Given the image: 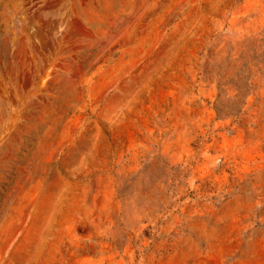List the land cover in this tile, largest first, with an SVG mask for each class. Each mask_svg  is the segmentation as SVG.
Listing matches in <instances>:
<instances>
[{
	"label": "rangeland",
	"instance_id": "1",
	"mask_svg": "<svg viewBox=\"0 0 264 264\" xmlns=\"http://www.w3.org/2000/svg\"><path fill=\"white\" fill-rule=\"evenodd\" d=\"M0 264H264V0H0Z\"/></svg>",
	"mask_w": 264,
	"mask_h": 264
}]
</instances>
